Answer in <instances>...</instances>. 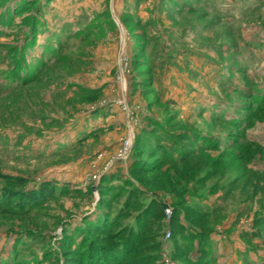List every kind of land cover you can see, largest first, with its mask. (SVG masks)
I'll return each mask as SVG.
<instances>
[{
  "label": "rangeland",
  "instance_id": "374dc122",
  "mask_svg": "<svg viewBox=\"0 0 264 264\" xmlns=\"http://www.w3.org/2000/svg\"><path fill=\"white\" fill-rule=\"evenodd\" d=\"M90 253L264 264V0H0V264Z\"/></svg>",
  "mask_w": 264,
  "mask_h": 264
},
{
  "label": "trees",
  "instance_id": "16d2710c",
  "mask_svg": "<svg viewBox=\"0 0 264 264\" xmlns=\"http://www.w3.org/2000/svg\"><path fill=\"white\" fill-rule=\"evenodd\" d=\"M154 173H158V172H155V171H154ZM130 202H131V201H130ZM175 223H176V222H175ZM177 227H178V226H177ZM178 228H180V226H179ZM196 239H197V238H196ZM117 247H119V246H116L115 249H116ZM93 252H94V251H93ZM88 253H89V252H88ZM91 253H92V252H91ZM91 253L88 254L87 257H88V260H89L91 263H93V262H94V261H93V257H94V255H92ZM81 255H82V256H81ZM96 255H97V254H96ZM77 256L84 257V256H83V253L80 254V255H77ZM97 257H98V256H97ZM94 258H95V257H94ZM73 259H74V258H70L69 261H73ZM82 261H83V260H82ZM92 261H93V262H92ZM94 263H95V264H106L107 262H105V261H101V260H100V261H97V260H96Z\"/></svg>",
  "mask_w": 264,
  "mask_h": 264
},
{
  "label": "built area",
  "instance_id": "2783aa9c",
  "mask_svg": "<svg viewBox=\"0 0 264 264\" xmlns=\"http://www.w3.org/2000/svg\"><path fill=\"white\" fill-rule=\"evenodd\" d=\"M127 146H128V143H127ZM170 234H168V236H169Z\"/></svg>",
  "mask_w": 264,
  "mask_h": 264
}]
</instances>
